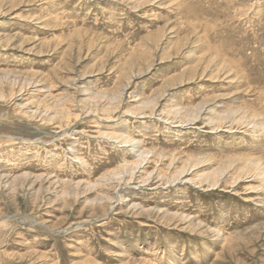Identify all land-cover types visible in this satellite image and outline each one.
Returning <instances> with one entry per match:
<instances>
[{"label": "rangeland", "instance_id": "374dc122", "mask_svg": "<svg viewBox=\"0 0 264 264\" xmlns=\"http://www.w3.org/2000/svg\"><path fill=\"white\" fill-rule=\"evenodd\" d=\"M0 264H264V0H0Z\"/></svg>", "mask_w": 264, "mask_h": 264}, {"label": "bare ground", "instance_id": "6f19581e", "mask_svg": "<svg viewBox=\"0 0 264 264\" xmlns=\"http://www.w3.org/2000/svg\"><path fill=\"white\" fill-rule=\"evenodd\" d=\"M6 77V76H5ZM252 114V113H251ZM251 161V160H250ZM254 166V165H253ZM182 173V172H181ZM38 178V177H37ZM20 180V179H19ZM16 181V180H15ZM218 181V180H217ZM16 183V182H15ZM90 189V188H89Z\"/></svg>", "mask_w": 264, "mask_h": 264}]
</instances>
